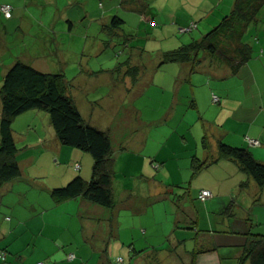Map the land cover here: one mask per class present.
Segmentation results:
<instances>
[{
    "label": "crops",
    "instance_id": "obj_1",
    "mask_svg": "<svg viewBox=\"0 0 264 264\" xmlns=\"http://www.w3.org/2000/svg\"><path fill=\"white\" fill-rule=\"evenodd\" d=\"M233 1H222L223 12L232 8ZM169 2L171 0H168L167 4ZM4 3L11 6V13L10 17L6 18L0 12V52L10 56L11 61L6 65L0 59V67L5 66L1 71V78L16 60L41 72L64 76L65 93L72 99L83 122L105 131L111 139L114 160V207H102L80 196L60 203L52 200L49 189L63 186L75 176L84 180L90 179L92 159L87 152L59 143L46 112L31 110L23 113L12 123L20 174L0 187V207L8 214L0 221V264H107L109 254L113 251V238L120 239L118 224L123 211L117 210L116 206L122 204L124 216L131 219H134L137 213L132 209V206L137 204V197L132 192L133 187L128 185L130 178L143 185L156 180L155 177L148 176L149 166L145 164V157L141 160L140 170L132 175L125 172L127 166H135L139 155L137 152L144 151L158 139L149 140L147 134L143 138L142 133L137 134L135 124H156L168 118V112L160 119L143 117L141 109L135 105V100L138 96H143L145 90H149L153 85L159 86L157 84L161 83L160 81L163 82L164 78H159L160 67L164 65L160 63L162 52L202 36V33H199L190 36L189 40V37L188 39L183 36L184 33H178V28L194 21L196 28L188 32L193 33L202 25L198 20L209 19V11L216 2L191 0L188 12L181 16L178 12L173 13L174 16L169 9L155 6L147 0H105L103 3L99 2L97 7L93 6L92 0H0V4ZM113 16L121 19L122 23L110 31L108 27ZM215 21L211 19L207 24H213ZM150 39H165L169 43H159L160 47L152 54L146 51L145 46L142 48L138 43L133 45L134 40L148 42ZM263 46L259 45V85L250 86L239 81L233 89L225 87L219 91L220 85L217 81L235 78L244 73L242 71L245 67L251 70L252 83L257 82V75L252 72L251 64L241 66L232 74L228 66L210 62L204 53H200V64L193 71H190L188 64L179 63L178 72L173 70L169 75V82L171 81L173 86L171 104H176L181 90L184 95H188L183 99L189 98L187 104L181 102V112H184L182 122L185 125L196 127L201 119L200 116L197 118L200 115L197 111L199 99L207 102L216 91L221 96H218V103L223 104L220 112L226 111L232 101L238 103L237 108L245 106L249 109L248 115L240 123L241 129H231L226 125V121L219 124L210 123L206 129L202 125V133L199 130L197 134V138L201 134L199 141L193 142L194 153H191V149L185 145V137H182L185 160L188 158L191 162L193 155L202 159L208 158L209 151L215 150L209 160L216 161L204 167L208 176L197 186L199 190L193 192L196 201L205 203V208L209 210L202 216L207 231L198 233L195 229V233L188 232L189 236L186 238L173 237L171 245L166 247L170 252L180 249L181 264H189L191 252L194 251H202L196 256L195 264H237L242 251L241 245L245 241L244 233L249 229L252 232L264 233V217L260 215V211L259 217L256 216L254 228V224L247 217H232L237 206L244 209L243 205H246L247 209V206L252 204L259 205V208L264 205V186L258 187L236 163L219 158L218 154V142L222 141L247 149L255 160L264 163ZM138 48L141 49L140 55L143 54V62L137 58ZM155 77L158 82H155ZM203 80L207 82L205 85L202 84ZM194 83L200 85L199 89L195 88ZM187 84L188 87L191 86L188 91H184ZM160 88L164 90L163 87ZM187 107H195L197 115L187 110ZM102 110H105L107 118L101 116ZM232 111L234 115L236 109L228 110L229 113ZM187 115L189 119L186 120ZM22 118L31 120L22 122ZM92 118L100 119L102 127L92 123ZM30 133H36V136ZM203 135L207 139V149L201 146ZM246 135L257 139L259 144L249 145L244 139ZM165 139L166 135L159 138L161 141ZM148 154H153L154 158L148 162L154 170L167 168V157L161 156L159 152L153 153L152 150ZM173 155L178 156L175 152ZM190 162L186 168L189 169L188 172H191ZM46 163L54 165V174L50 176L49 181L37 179L40 178L39 173L25 175L22 169V164H27L28 169L37 168L36 172H39ZM75 163L79 164L78 169L74 167ZM154 164L158 166L155 167ZM182 176L184 180V171ZM17 178H22L25 183L23 187L26 189L20 197H28L27 206L17 198H5L9 191L6 185ZM23 187L16 190V194L24 190ZM202 189L210 192L203 200L198 198ZM148 191L150 192L149 189ZM146 192L142 190L140 197ZM147 204L145 202L142 205ZM146 211V207L143 208L142 212ZM198 216H201L199 209L197 214L192 215V220H196ZM29 223H35V226L31 227ZM218 226L223 229L211 231V228ZM107 237L112 239L107 240ZM217 237H228L233 241H220ZM237 237L238 240L235 239ZM188 238H191L192 245L187 248L185 242ZM120 244L119 248L123 250L125 245L122 242ZM151 248L159 251L154 246ZM128 252L135 254L134 246L131 249L128 247ZM69 253L73 254L72 259L67 258Z\"/></svg>",
    "mask_w": 264,
    "mask_h": 264
},
{
    "label": "rangeland",
    "instance_id": "obj_2",
    "mask_svg": "<svg viewBox=\"0 0 264 264\" xmlns=\"http://www.w3.org/2000/svg\"><path fill=\"white\" fill-rule=\"evenodd\" d=\"M93 6L97 7L99 6L98 3H103L105 0H92ZM151 1L155 6H159L161 8H164L166 10H170V12L173 14L175 12L179 13V16L182 14H185L188 12L187 8L191 6L192 3H190L191 0H171L167 4L168 0H147ZM195 1V0H193ZM214 1V6L211 8L212 10L209 11L211 13L209 15V19L207 21H202V19L198 20V23H202V25L199 26L197 30H194L193 33H184L183 36H186L189 40H191L190 36L199 35V33H206L208 30H210L212 27H214L218 22H220L221 18L224 15H227L230 10H227V12H223L222 7L224 0H212ZM166 4V6H164ZM100 8V7H99ZM228 9V8H227ZM167 13V11H166ZM175 16V14H173ZM211 19L216 20L213 24H207ZM170 38H172L171 35H169ZM241 42L248 44L251 48V58L248 60L247 63L243 64L245 66H248V64H251L252 72H254L257 75V82L252 83L251 80V70L249 67H245L239 76L233 78H225L222 79L223 82L217 81L219 83L220 89H225V87H228L229 89H233L235 85L241 81L243 84L246 82V85H259V58L261 57V54L259 53V45H264V8L261 10L260 15H258V18L256 22L248 25L247 29L244 31L241 37ZM148 41V40H147ZM146 40H139L133 42V45L140 44V47H146V51L148 53H156L155 49L160 47L159 43L167 42L168 40L162 39V40H152L150 39L148 42ZM137 47V46H136ZM154 49V50H152ZM264 49V46H263ZM28 50V49H27ZM137 52V58L142 61L143 54L140 55L141 49L138 48ZM16 54V53H14ZM0 59L8 65L11 61V57L7 56L4 53L0 52ZM258 61H255V60ZM160 67L159 71V78H164L163 82L157 84L159 86L153 85L149 90H145L143 96H138L135 100V105L141 109L142 116L147 118H153V119H160V117H163L165 112H168V118L166 120L159 121L156 124H135V128H137V134L142 133L143 138L147 134L149 136V140L151 139H157V142H154L152 145H148L144 151H141L140 153L137 152L139 155L136 158L135 166L132 168H129L127 166L125 168V172L127 175H132L135 171L140 170L142 167V158L145 157L146 159V166H149V177H155V181H149L148 183H139L134 182L130 178L129 186L133 187L132 192H134L135 196L137 197L135 199L136 205L132 206V209H135L137 211L134 219H131V217L124 216V206L122 204L117 205L116 209L123 211L121 217H120V223L118 224L120 226V232L119 236L120 239L117 240L116 238H113L114 246L113 251L109 254L108 262L107 264H181V260L179 259V250L175 252H170L166 250V247L168 245H171L173 241V237H188L190 233H195V229L198 230V233H202V231H207V228L204 227V222L202 220V216L207 214V210L205 208V203L203 202H197L196 199L193 196V192L196 191L197 186H200V183L204 182L208 175H206L205 171L206 169H201L198 171L197 174H195L193 177H191V172L186 169L189 166L190 160L187 158H183V154L185 151L183 150L182 143V137L186 139L185 145L190 148L191 153H194V140L199 141V137L197 138V134L199 133V130L202 133L201 126L204 125V128L208 127L210 123H222L223 121H226V125H228L231 129H241V121L242 119L248 115L249 109L248 107L242 106L238 107V103L232 101L228 104V108L224 112H220L223 108V104L221 103H212L211 100L208 99L207 102L202 101L199 99L197 108L199 111V114L197 118L200 116V121L198 124H196V127H193V125H185L182 121L184 112H181V102L184 104H187L186 101L189 99L184 98L188 95H184L183 90L179 91V97L176 102V104H171V97H172V84L171 81L169 82V76L171 73L178 72V64L179 63H171L166 62L163 63ZM174 64V65H172ZM172 65V66H171ZM242 65V66H243ZM174 66V67H173ZM207 66V65H206ZM5 66L0 67V79H1V71L4 69ZM146 70V69H145ZM149 72V70L147 71ZM240 77V78H239ZM254 77V76H253ZM158 78V76H157ZM157 78L155 77V82L157 81ZM207 79V78H206ZM207 83L206 81H202V84L205 85ZM196 89H199L200 85H197ZM191 85H189L190 87ZM249 86V89H250ZM188 84L184 86V91H188ZM256 87V86H255ZM231 95L232 91L230 92ZM216 95L220 96L218 91H216ZM221 97V96H220ZM189 101V100H188ZM236 109V113L233 115L234 111L231 113L228 112V110ZM187 110H190L194 112L197 115L196 108L193 107H187ZM105 111V110H104ZM102 110L101 116H105L107 118V114ZM29 114V113H28ZM233 115V116H232ZM28 116V115H26ZM189 119V115H187L186 120ZM22 122H27L26 120L30 119H21ZM91 121L94 123L97 127H102L101 120L96 118H92ZM93 125V124H92ZM206 131V130H205ZM32 136H36V133H30ZM163 135H166L165 140H159V138ZM183 135V136H182ZM152 152H159L161 156L168 158L167 168L161 169V170H154V168L150 167V163L148 162L149 159L154 158L153 154L149 155L150 151ZM177 153L178 156H174L173 153ZM215 150H210L209 154L210 156L208 158H199L200 161L205 159H210L213 153H215ZM135 153V152H134ZM165 162V161H164ZM22 169L27 174L32 173H39L40 178H37L39 180L43 181H49L50 176L54 174V165L52 163L47 164L43 166L42 170L37 171V168H29L27 164H22ZM39 169V168H38ZM144 169V168H142ZM183 171L186 175V178L182 180L183 178ZM162 172V173H161ZM188 172V173H187ZM245 176V175H244ZM155 182V183H154ZM24 181L22 178H17L11 181L8 185H6L9 189L7 194L5 195V198H12L16 200H22L24 205H28V197L27 199L25 197H20V194L23 193L26 189V187H23ZM12 187V189H10ZM20 187H23L24 190L20 191L16 194V190H18ZM150 190V192L148 191ZM142 190L147 191L142 197ZM148 194V196H147ZM189 195V196H188ZM2 196V195H1ZM188 196V197H187ZM182 197V198H180ZM184 197V200H183ZM187 197V200L185 201V198ZM126 201V199H125ZM124 201V203H125ZM148 203L147 205H142L144 203ZM183 202V203H182ZM257 204V202H256ZM244 209L241 206H237L234 209V214L232 217L233 219L236 218H242L247 217L248 220H250L254 225L253 228L256 226L255 219L258 215L259 217V211L260 215L264 217V205H262L259 208V205L247 206L246 205ZM147 209L146 212H142L143 208ZM199 209V212L201 216H198L196 220H192V215L197 214V210ZM129 212L131 210L129 209ZM212 214V213H210ZM8 216L6 212L2 211V207H0V221L5 219ZM119 221V220H118ZM31 225V223H29ZM11 225V223L9 224ZM35 226V223H32L31 227ZM197 227V228H196ZM232 228V226H231ZM220 229V230H219ZM223 229V228H222ZM220 226L218 228H211V231H221L222 230ZM226 229V228H225ZM255 231V230H254ZM217 234V233H216ZM192 235V234H191ZM112 239L111 237H107V240ZM238 240V237L235 238ZM217 240H229L233 241V239L225 237V238H219L217 237ZM111 241V242H112ZM228 241V242H229ZM123 243L124 249L121 250L119 246H121L120 243ZM186 247H191V238H188L185 242ZM134 246L135 254L130 252L127 253L128 247L131 249ZM155 247L158 250H152L151 247ZM127 248V250H126ZM162 249V250H160ZM135 257V258H134ZM120 258V260H119ZM131 260V261H130Z\"/></svg>",
    "mask_w": 264,
    "mask_h": 264
},
{
    "label": "trees",
    "instance_id": "obj_3",
    "mask_svg": "<svg viewBox=\"0 0 264 264\" xmlns=\"http://www.w3.org/2000/svg\"><path fill=\"white\" fill-rule=\"evenodd\" d=\"M263 8L264 0H234L229 13L220 22L200 38L162 52L160 63H185L193 71L200 64V53H204L210 62L225 64L230 73H236L251 58L250 46L240 40L242 34L248 25L256 22ZM121 23V19L113 16L108 28L111 31ZM31 110L46 112L60 144L87 152L92 159L90 179L75 176L65 185L49 189L52 200L60 203L80 196L102 207H114V160L109 135L83 122L72 99L65 93L62 74L41 72L20 60L14 61L0 80V187L20 174L12 123L16 117ZM201 146L208 148L205 135L201 137ZM218 154L219 158L236 163L258 187L264 186V163L255 160L247 149L219 141ZM212 162L209 159L200 161L193 155L191 177ZM244 235L237 264H264V233L249 229ZM201 252H191L189 264H195L196 256Z\"/></svg>",
    "mask_w": 264,
    "mask_h": 264
},
{
    "label": "built area",
    "instance_id": "obj_4",
    "mask_svg": "<svg viewBox=\"0 0 264 264\" xmlns=\"http://www.w3.org/2000/svg\"><path fill=\"white\" fill-rule=\"evenodd\" d=\"M0 12L2 13V15L6 18L10 17V13H11V7L8 4H1L0 5ZM196 28V23L194 21L189 22L186 26H182L178 28V33L183 34V33H188L191 30ZM211 101L213 103H216L218 101V97L215 94H211ZM245 141L249 144V145H258L259 141L255 138H251L249 136H245L244 137ZM155 167L158 166V164H154ZM75 168H79V164L75 163L74 164ZM210 195V192L208 190L202 189L199 191L198 193V198L203 200L204 198L208 197ZM68 259H72L73 258V254L69 253L67 256ZM120 260V258H119ZM40 264V263H38Z\"/></svg>",
    "mask_w": 264,
    "mask_h": 264
}]
</instances>
